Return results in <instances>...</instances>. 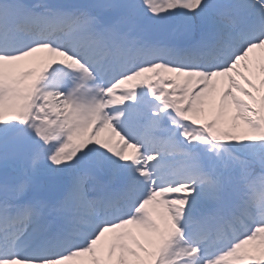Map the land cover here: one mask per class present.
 I'll return each mask as SVG.
<instances>
[{"label": "snow or ice", "instance_id": "1", "mask_svg": "<svg viewBox=\"0 0 264 264\" xmlns=\"http://www.w3.org/2000/svg\"><path fill=\"white\" fill-rule=\"evenodd\" d=\"M0 264H264V0H0Z\"/></svg>", "mask_w": 264, "mask_h": 264}]
</instances>
